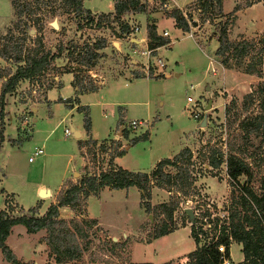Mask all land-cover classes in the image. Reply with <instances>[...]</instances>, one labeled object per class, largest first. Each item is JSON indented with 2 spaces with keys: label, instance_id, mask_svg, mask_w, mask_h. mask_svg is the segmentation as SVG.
<instances>
[{
  "label": "rangeland",
  "instance_id": "obj_1",
  "mask_svg": "<svg viewBox=\"0 0 264 264\" xmlns=\"http://www.w3.org/2000/svg\"><path fill=\"white\" fill-rule=\"evenodd\" d=\"M187 1L176 0L178 4H184ZM242 1L224 0L223 6L229 12L235 3H242ZM57 2L58 0H52L51 4ZM82 3L85 7H96L97 10L102 11L113 7L112 0H82ZM140 3L142 9L137 11V18L130 19L132 24L139 25L135 36L144 38L146 24L157 21L160 29L163 27L168 29L171 42L173 40L176 42L170 46L167 42L157 49L158 55L162 56L165 64L160 76H154L151 71L145 74L139 69L129 70L124 66V53L144 59L143 56L132 52V48L137 50L142 47L143 42L134 45L123 39L122 31H120V23L123 20L120 18L115 20L103 16L102 22L95 25L97 16L92 11L94 17L91 22L71 12L57 11L56 28L48 25L47 22L52 20V15H48L43 30L33 25V32H30L31 28L25 32L24 46L33 45V35L36 34L40 36L44 48L56 51L58 44L63 48L61 56L54 58L49 68L35 77L36 84L40 81L45 84L53 74H58L70 66L79 65L70 56L72 57L75 54L74 51H77L84 42L90 43L97 37H101V34L120 41V51L116 52L107 47L96 66L90 69L91 73L95 74L96 81L102 78L101 74L108 69H115L121 73H112L114 76H109L101 85L92 89L91 93L82 97L80 105H86L88 129L83 125L84 111L77 109L78 104H74L75 102L68 104L67 100L72 96L73 89L70 84H66L67 75L63 77L65 85L60 89L57 87L50 89L48 92L50 100L38 101L36 109L31 113L28 109L36 102L39 89L37 88L35 94L31 95L25 103L18 100L29 90L26 88L29 81H23L19 84L17 91L5 97L4 108L7 119L3 131L4 140L0 147V186L14 188L13 191L18 190L23 202L28 200L26 186L29 181L42 178L43 182L55 186L72 175L70 181H75L81 174L93 170L87 147L84 148L85 154L82 156V149L80 151L76 137L72 134L64 135V126L68 128L72 126L80 130L81 134L77 138H85L88 134L103 138L112 136L115 127L116 132L119 130L117 128L119 116L123 124L128 123L131 118L143 119L142 124L127 128V136L121 135L123 139L121 142L124 141L126 144L129 138L143 131L148 132L146 138L128 145L124 153L119 155L121 156L120 164L127 165L128 167H124L129 170L147 171L156 160L167 156L168 153H171L168 154L171 157L184 146L189 149L190 163L187 165L188 175L191 176L189 185L183 188L170 186L166 189L151 184L152 181H150L152 204L168 200L176 201L171 219H166L167 223L175 228L169 231L170 233L151 237L153 229L164 218L163 214H154L153 210L145 212L139 204L138 190L134 186L103 187L98 194H90L86 198L87 211L97 218L99 225L88 230L85 246L86 239L81 240L82 260H86L93 252L114 260L171 261L174 264L181 261L184 254L194 247V242L189 235L190 220L183 210L186 206L191 208L192 214L196 213L194 216L205 217L202 227L206 230L207 237L216 233L207 226L209 222L215 221L225 225L230 223L235 217L233 212L236 205L235 196L238 194L237 186L232 187L230 184L223 161L217 167H211L208 164L207 155L210 147H217L223 160L229 148L243 158L250 170L249 184L256 192L260 190L259 181L264 174V135L256 131L245 133L237 126L236 121L228 128L224 120V105L229 99L234 96L239 105L242 95L259 80V77L243 72L248 55L238 62L229 58L225 63H221L220 57L214 54V48L217 45L213 36L217 23L215 21H222L225 16L216 14L213 17L214 22H202L198 9L184 4L182 10L189 12L195 20V24L189 29L195 38L193 39L173 25L171 17L166 14L167 10L158 3V0H140ZM252 4L250 8L240 12L239 19H236L238 16L236 11L234 12L227 33L230 39H252L256 48L261 47V76L264 77V0H257ZM133 13L130 11L126 14L131 16ZM9 16V0H0V19L7 20ZM32 17V14L31 16L21 14L18 18L19 28L13 26L17 16L6 27L0 28V43L8 29H11V34L14 36L20 35L21 23L25 24L23 21L26 19L28 24L27 20ZM160 29L157 28L156 32L161 34L162 31L158 32ZM35 30L36 33H34ZM114 45L118 47L115 43ZM68 50L73 51L69 56ZM14 66L13 62L0 58V67L14 69ZM153 67L156 68V66ZM134 71H137L138 75L129 76V73ZM83 74L85 80L92 82L88 73ZM59 95L67 100H61L60 97L58 100H53ZM187 96L191 99L188 100ZM243 113L241 112L238 117H241ZM203 119L204 124L201 125ZM28 133L29 136L25 135ZM17 135L20 141L11 144L10 138H16ZM119 136V133L115 134V137ZM106 139L109 141V138ZM118 139L120 142V138ZM120 145L123 146L121 143ZM36 146L41 147L43 152L28 161L27 157ZM164 169L174 171V168L168 165L164 166ZM75 170L76 175H74ZM237 179L238 183H242L246 176L241 174ZM7 199L9 202L12 200V198ZM11 207H14V204ZM81 207L84 208L83 204L80 205V209ZM206 213L208 216L204 215ZM59 214L61 217L69 218L74 216L76 211L65 206L59 208ZM196 221L198 224L199 221ZM18 227H22L21 235L17 234L20 231ZM23 229L22 224L15 225L5 239L15 256L19 260L34 264H52L53 258L42 240L45 234L44 229L38 230L36 235L24 234ZM112 237L115 239L113 240ZM229 255L231 264H236L242 255L240 244L233 239L230 240ZM0 264L9 263L1 258Z\"/></svg>",
  "mask_w": 264,
  "mask_h": 264
},
{
  "label": "trees",
  "instance_id": "obj_2",
  "mask_svg": "<svg viewBox=\"0 0 264 264\" xmlns=\"http://www.w3.org/2000/svg\"><path fill=\"white\" fill-rule=\"evenodd\" d=\"M16 21L13 23L14 28H19L20 21L18 18L21 14L35 13L38 7L44 8L50 0H34L35 5L26 0H10ZM63 11H73L75 15L85 17V21L93 20L92 12L89 8L82 6V0H62ZM222 0H191L187 6H193L199 11V18L202 22H214L213 17L216 14H223L225 19L215 21L216 30L213 35L217 45L214 48V54L220 57L221 63H225L227 59L233 58L240 61L244 56L248 55L243 66V72L253 74L259 77V80L246 91L239 102L232 96L224 105V120L226 127H230L232 123L237 122L245 133L260 132L264 135V77L261 76L262 55L261 47L256 48L252 39L240 38L230 39L227 29L234 17V12L241 7H246L257 0H243L242 3H235L231 11L223 13L221 10ZM33 5V6H31ZM112 19H119L120 15L128 11H141L142 5L139 0H112ZM167 16L172 17L173 25L183 31H188L190 26L195 24V20L190 13H186L182 9L175 7L167 11ZM33 16V15H32ZM36 28H40L36 17H32ZM26 20V19H25ZM23 21L26 23V21ZM77 22V21H76ZM101 19L97 18L94 22L99 25ZM21 23L20 35H12L11 29H8L0 43V58L9 60L15 64L14 69H5L0 67V147L4 140V127L6 110L5 97L7 94L13 93L16 85L20 80H31L43 73L49 68L51 61L59 56L63 49L59 44L56 51H50L41 44L39 35L34 34L33 45L24 46L23 40L25 32L30 27ZM79 24V23H78ZM81 26V25H80ZM27 28V29H26ZM35 28V29H36ZM148 46H158L169 41L165 35L156 32L155 24L148 23L145 27ZM120 31H128V25L125 22L120 23ZM36 33V30L34 31ZM104 46V39H95L90 43H83L78 47L75 54L70 58L77 64L83 66L82 70H86L92 66L99 56L98 48ZM68 56L71 52L68 50ZM77 69V70H78ZM156 73L154 76H160ZM138 75V73H134ZM71 84L75 87L76 92L87 91L96 88L91 81L84 79V74L73 71ZM61 99V98H60ZM61 99V100H65ZM77 109L83 110V125L86 129L89 127V119L86 113V105H77ZM244 112L241 117H238ZM122 123L121 116L117 119V124ZM127 129L122 128L121 134L127 136ZM147 131L129 138L128 143L120 145L119 140L109 138L111 146L108 156V168L100 170L98 173L87 172L81 174L75 181H67L58 190L54 202H50L45 210L39 214L38 207L40 202L36 201L27 208L11 207L8 203V197L4 198V207L0 208V252L2 258L9 264H34L33 262L19 260L12 249L5 242L6 236L9 234L11 226L14 224H22L26 232H35L44 229L45 234L42 240L48 248L49 255L52 256V264H174L171 261L152 262L148 260L133 261L129 259H113L106 255L101 256L96 253H90L86 260H82L84 240L88 236V230L96 227L95 218L84 215L85 201L89 194H95L103 186L108 188H123L135 186L138 190L139 204L145 212L154 214L162 213L164 218L153 229L151 237H157L168 233L175 227L169 225L167 220L171 219V214L176 206V201L168 200L157 204L150 202V181L158 187L169 189L170 186L175 188H183L189 185L191 176L188 175L189 149L187 146L182 147L171 157L164 156L159 158L153 166L147 171L129 170L113 163L114 156L124 153L125 147L136 142L139 139L147 137ZM107 139L96 141L87 137L79 141V147H87L90 154V160H93V147L96 143L100 148L104 147ZM10 142H19L20 138H10ZM225 159L221 158V152L217 147H210L208 151V164L211 167H217L223 161L225 164V172L232 187L237 186V196L234 203L233 220L228 224H220L209 222L207 226L216 231L213 235L207 237L206 230L201 229L196 224L197 217L193 216L190 220L189 235L191 236L194 247L184 254L181 261L175 264H218L220 252L217 250L218 244H224L225 252L228 254L227 244L229 236L235 242L240 244L241 258L236 264H264V174L259 181V192H256L249 184L250 170L247 162L237 156L230 148ZM85 154L84 150L81 152ZM184 161V162H182ZM172 166L174 171L164 169V166ZM241 174L246 176L242 183H238L237 177ZM189 177V178H188ZM189 179V180H188ZM234 198V197H233ZM83 204L82 209L80 205ZM68 206L76 211L74 216L69 218L61 217L59 208ZM237 206H239L237 208ZM207 212V211H206ZM208 216V213L204 214ZM167 219V220H166ZM200 233V235H199ZM206 238V240H204ZM87 242V239L84 241Z\"/></svg>",
  "mask_w": 264,
  "mask_h": 264
},
{
  "label": "crops",
  "instance_id": "obj_3",
  "mask_svg": "<svg viewBox=\"0 0 264 264\" xmlns=\"http://www.w3.org/2000/svg\"><path fill=\"white\" fill-rule=\"evenodd\" d=\"M191 0H188L186 3H184V4H187L188 2H190ZM223 1L224 0H222V12H227V10L228 9H225L224 8V6H223ZM158 2H165L167 5H166V7L164 8V9H166L167 11H169L171 8H175V7H178V8H180V9H182V6L184 5V4H178L177 2H176V0H158ZM9 4H10V16H9V18H7V20H3V19H0V28H2V27H6L8 24H10L12 21H13V19L16 17V15H15V10H14V7H13V5H12V3H11V1L9 0ZM234 4V3H233ZM253 4H250L249 6H246V7H244L243 9H238V10H236V15L238 16V18L236 17V19H239V14H240V12H243V11H245L246 9H248V8H250L251 6H252ZM82 6L83 7H85L84 5H83V3H82ZM86 8H89V7H86ZM99 19H101L103 16H105L106 18H112V10H113V7H112V9H110V10H107V11H102V10H97V8L96 7H92V8H89ZM128 12H130V11H128ZM131 12H134L133 13V15L131 14V16L130 15H128V14H126L127 12H124V13H122L121 15H120V20H123V22H125V21H128V22H130L131 23V21L132 20H130L131 18H137V11H131ZM130 16V17H129ZM133 16V17H132ZM164 16V15H163ZM161 17V15L160 16H158V22H159V18ZM164 17H167V16H164ZM170 17V16H169ZM171 19H172V17H171ZM101 22H102V20H101ZM100 22V23H101ZM134 22H137V21H134ZM172 22H173V19H172ZM110 23H111V21H110ZM154 24H155V29H160L159 27H158V23H157V21H154ZM177 29H179V30H181L180 28H178V27H176ZM163 30H166L167 31V37L170 39L169 41H168V44H169V46L170 45H173V44H175L176 42L173 40L172 42H171V38L169 37V31H168V29L167 28H165V27H163L162 29H160V31H158V32H161V31H163ZM182 32H184L185 34H187L188 36H190V34H189V31H183V30H181ZM162 33V32H161ZM145 36H144V40H146L147 38H146V32H145V34H144ZM190 37H192V36H190ZM99 38H103L104 39V46L103 47H100V48H98L97 49V51L99 52V56L97 57V59H96V61H95V63L92 65V66H90L89 68H87L86 70H82V69H78V68H82V67H79L80 65H77V66H74V67H72V66H70V67H68V68H66V69H63L60 73H58V74H53L52 76H51V78L48 80V81H46V83L45 84H43V82L42 81H40V83L39 84H36V82H35V78H33V79H31V80H26V79H24V80H20L18 83H17V85H16V89H15V91H17L18 90V88L20 87V85L19 84H22V82L23 81H26V82H28L27 83V87L26 88H28L29 90L26 92V94L24 95V97L23 96H21L18 100H21V102L22 103H25L26 102V100L27 99H29V97H31V95H34L35 94V91H37V88L39 89L38 90V94H37V97H36V102H34L33 103V105H30L29 106V113H31V112H33L35 109H36V105H37V103H38V101H40L41 99H43V100H50V97H48V92H49V90L50 89H53V88H55V87H57V88H59L60 89V87H63L64 85H65V82H63V77H65L66 75H67V82H66V84H70L71 86H72V89H73V94H72V96L71 97H69L70 99L69 100H67V98L65 99V100H67L68 101V104H72V102H75L74 104H81V99H82V97L84 96V95H86V94H89V93H91L90 91L91 90H87V91H79V92H76V90H75V87L71 84V80H72V74H73V71H75V72H78L79 74H81V73H88V70H90L91 68L93 69V66H96V63H97V61L100 59V57H102V55H103V52H105V50H106V48L107 47H110V49H113V50H116V52H118V51H120V41L119 40H117V41H115V39H110L106 34H101V37H97L96 39H99ZM193 38V37H192ZM194 39V38H193ZM114 41L117 43V45H118V47H116L115 45H114ZM175 42V43H174ZM109 44H111L112 46H110ZM216 47V46H215ZM59 56H61V52H60V54H59ZM59 56H57V57H59ZM56 58V57H55ZM218 63V62H217ZM54 64V63H53ZM56 65V64H55ZM78 69V70H77ZM113 70V71H112ZM108 69V70H105V72H104V74H101L102 75V78H98V80H97V84H95L96 86L98 85H101L102 84V82L104 81V80H106L109 76H114V75H112V73H117V72H119V71H116L115 69ZM124 70V69H123ZM45 72V71H44ZM43 72V73H44ZM90 72H91V70H90ZM99 72H101V71H99ZM137 71H134V72H131V73H129V76H133L134 75V73H136ZM119 73H121V72H119ZM138 73V72H137ZM42 74V73H41ZM249 75H251V74H249ZM33 81H34V83H33ZM36 84V85H35ZM58 97H60L61 99H64L62 96H57L56 98H53V100H58ZM38 99V100H37ZM64 100V101H65ZM6 119H7V115H6V117H5V123H6ZM23 124V123H22ZM120 125V124H119ZM119 125H118V127L117 128H119ZM18 128H20V126L18 125ZM23 128H25V127H23ZM115 129H116V127H115ZM115 129H114V131L112 132V136H109V137H103V138H96V137H92L91 135H87L85 138H77L76 137V141H77V145H79V141H82V140H84V139H86L87 137H89V138H93V139H95L97 142L98 141H100V140H102V139H106V138H111V137H115V134H118V131L116 132L115 131ZM79 133L81 134V132H80V130H79ZM80 134H79V136H80ZM25 135H30L29 133L28 134H25ZM120 135H122V134H120ZM17 136H19V135H17ZM78 136V137H79ZM11 138H15V137H11ZM118 138H120V143L121 144H123L124 145V141H122L121 142V140H123L122 139V136H119ZM10 142V141H9ZM11 143V142H10ZM15 143H17V142H14V144ZM2 144H3V141H2ZM1 144V145H2ZM11 144H13V143H11ZM79 147V146H78ZM128 147V146H127ZM127 147H125V150H126V148ZM80 148V151H81V149H82V151L84 150V147H79ZM42 152H43V150H42ZM169 155L171 154V153H168ZM167 154V156H169ZM83 156V155H82ZM120 157L121 156H114V158H113V163L115 164V165H119V166H122V167H128L127 165H125V164H120ZM157 161V160H156ZM83 162H84V160H83ZM83 164V163H82ZM81 164V165H82ZM153 166V165H152ZM124 167V168H125ZM76 171V170H75ZM73 176V175H72ZM72 176L71 177H69V178H67V180L66 181H63V182H59L58 184H55V186H54V184H49V183H45V182H43L42 181V178H38V179H35V180H32V181H29L28 182V185L26 186V189H27V192H28V200H27V202H23V200H21V198L19 197V193H18V190L17 191H13L14 190V188H6V187H4V186H0V198H1V203H0V208H2V207H4V198L6 197V195H7V197L8 198H12V202H14L13 204H14V207L15 208H19V207H22V208H27L28 206H30V205H33L36 201H39L40 202V204H39V207H38V213L39 214H41L44 210H45V208H46V206L50 203V202H54L55 201V197H56V194H57V192H58V190H59V188L64 184V183H66L67 181H70V180H72L71 178H72ZM77 180V179H76ZM0 185H1V178H0ZM40 187H43V188H47L48 190H49V195H47V196H44V197H40L38 194H37V191H38V189L40 188ZM103 187H107V186H103ZM102 187V188H103ZM129 187V186H128ZM127 187V188H128ZM135 187V186H134ZM101 188V189H102ZM108 188V187H107ZM100 189V190H101ZM99 190V191H100ZM99 191H97L96 193H95V195L96 194H98L99 193ZM90 195V194H89ZM87 198V197H86ZM65 206H63V207H61V208H64ZM68 207V206H67ZM69 208V207H68ZM84 215L85 216H88V217H92V218H95L96 219V222H97V224L99 225V222H98V220H97V218L96 217H94V216H92L91 215V213H89V211H87V208H86V201H85V210H84ZM15 225H17V224H14V225H12L11 226V229H10V232H12V230H13V227L15 226ZM18 229L20 230V231H18L17 232V234H22L21 233V230H22V227H18ZM23 230H25V229H23ZM40 230V229H39ZM9 232V233H10ZM171 232V231H170ZM170 232H168V233H170ZM26 233H28V234H33V235H36V234H38V230L37 231H35V232H26L25 231V233L24 234H26ZM7 237V236H6ZM242 256V255H241ZM1 258H2V255H1ZM1 258H0V260H1ZM241 258V257H240Z\"/></svg>",
  "mask_w": 264,
  "mask_h": 264
},
{
  "label": "built area",
  "instance_id": "obj_4",
  "mask_svg": "<svg viewBox=\"0 0 264 264\" xmlns=\"http://www.w3.org/2000/svg\"><path fill=\"white\" fill-rule=\"evenodd\" d=\"M19 1H22V0H19ZM26 1L31 2L32 4L35 5L34 0H26ZM139 2H140V0H139ZM51 3H52V0H50V2H47L45 4L44 8L38 7L35 10V13L32 14L34 17H36L37 22L40 24V29L41 30H43V28H44L43 25H45L46 22H47L46 19H47L48 15H50V16L52 15V19L53 18L56 19V17L58 16V12L57 11H60L59 13L64 12L63 10H61L62 3H63L62 0H58V2L56 4H51ZM158 3L161 6H164V7H166V5H167L165 2H161V3L158 2ZM31 6H33V5H31ZM69 12H71L72 14L74 13L73 11H69ZM93 17H94V15H93ZM96 19H97V17H95V20ZM27 22L29 24V27L32 29V27L34 25L33 19H29V20H27ZM47 23H48V25L51 28H54L51 25V21H48ZM125 23L128 25V31L122 32L123 39L128 41L129 43H134V45H137L138 43L143 42V46L142 47H139L137 50L135 48H132V52L143 56L144 59L141 60L140 58H137V57H135V56H133L131 54L124 53V57H125L124 66L128 67L129 70L130 69L131 70H135V69L142 70L145 74L149 73L150 71H151V73L153 75L156 74V73L163 72L162 67L165 64L163 62L162 56L158 55L157 49L160 46H164L165 44H167V42L164 43V44L158 45V46H148L147 45V39L144 40L142 37H136L135 36V33L139 29V25L137 23H133L132 24V23H130L128 21H125ZM56 24H57V22H56ZM188 31H189L190 36L193 37V34L191 33V30H188ZM161 34L166 36L167 35V31L163 30ZM153 66H156V68H154ZM88 74L90 75V78H91L92 82H97L94 79V77H95L94 73H91L90 70H88ZM186 98L188 100L191 99L190 96H187ZM195 115H197V113H195ZM143 122H144L143 119L131 118V119H129L128 123H126V124L121 123L120 126H119V130L121 131L122 128H124V129L134 128L137 125L142 124ZM63 133H64V135H69V134H71V131H70V129L67 126H64L63 127ZM113 139L119 140L118 137H114ZM105 142H104L105 144H104L103 148H100L98 143H96L94 145V147H93V151H94L93 152V160L89 159V161L93 164V170L91 171V173L92 172L98 173L100 170L107 169L108 166H109L107 159H108V156H109V152H110L111 146H110L109 141H105ZM41 153H42V148L36 146V147L33 148L31 155H29L27 157V160L31 161L35 156H37V155H39ZM8 203L11 206H13L12 200L10 202L8 201ZM194 214H196V213H194ZM194 214H193V216H194ZM197 220L199 221L198 224L201 226V229H203L202 223H203V221H205V217L197 216ZM199 235H200V233H199ZM230 240H231V238L229 236V242L227 244V247H228V254L227 255L224 254V252H225L224 244L220 243V244H218L216 246L217 250L220 252V256H219L220 260H219L218 264H231V257L229 255Z\"/></svg>",
  "mask_w": 264,
  "mask_h": 264
},
{
  "label": "water",
  "instance_id": "obj_5",
  "mask_svg": "<svg viewBox=\"0 0 264 264\" xmlns=\"http://www.w3.org/2000/svg\"><path fill=\"white\" fill-rule=\"evenodd\" d=\"M51 25H52L53 27H57L56 19H55V18H53V19L51 20ZM30 32H33V29H30ZM134 40H135V39H134ZM114 43L117 45V43H116L115 41H114ZM206 88H208V85H206ZM208 105H209V103H208ZM203 124H204V119L201 121V125H203ZM69 129H70L71 134H72L73 136H75V137H78V136H79L80 133H79L78 130L74 129L72 126H69ZM118 133L121 134V131L119 130ZM76 174H77V172L75 171V172H74V175H76ZM37 194H38L40 197H44V196L49 195V190H48L47 188L40 187V188L38 189V191H37ZM183 210H184V212L186 213V215L188 216L189 220H191V219L193 218V214H192V210H191V208L186 206V207H184ZM112 239L114 240L115 237H112Z\"/></svg>",
  "mask_w": 264,
  "mask_h": 264
}]
</instances>
